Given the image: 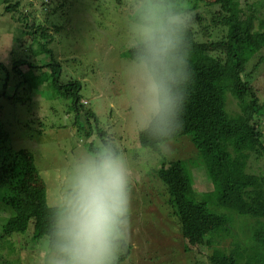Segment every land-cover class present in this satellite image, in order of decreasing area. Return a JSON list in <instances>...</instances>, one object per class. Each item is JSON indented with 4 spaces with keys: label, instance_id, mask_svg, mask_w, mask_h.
<instances>
[{
    "label": "trees",
    "instance_id": "1",
    "mask_svg": "<svg viewBox=\"0 0 264 264\" xmlns=\"http://www.w3.org/2000/svg\"><path fill=\"white\" fill-rule=\"evenodd\" d=\"M259 1L260 5H249L243 0H173L177 7H186L192 14V24L185 39L190 45L193 79L183 113V128L162 138L145 130L139 134L140 144L157 157L160 155L155 173L170 196L168 203L178 217L187 249L196 248L200 254L199 247L203 250L213 248L212 253L205 254L209 264H264V175L254 172L251 166L253 161L264 160V129L261 125L264 104L247 74V64L264 48V13L260 15L264 0ZM2 2L4 12L16 16L22 25L15 41L23 49V56L17 58L11 68L0 62V74L4 77L0 78V96L12 103L23 102L25 98L19 96L17 90L23 88L33 93L35 88L39 92L38 87L47 84L54 95L60 96L69 109L76 112L77 123L85 122V119L80 120L84 112L88 134L93 131V118L103 142L115 150L112 140L106 138L109 133L98 127L97 115L93 110L85 109L81 100L82 83L79 80L62 82V65L52 48L55 34L49 25L37 19L32 9L33 1ZM213 30L220 32L216 38L211 33ZM137 47L127 51L134 61ZM42 54L49 59H37ZM36 69L42 73L37 75ZM230 96L238 106L235 111L229 107ZM186 135L191 137L213 184L202 196L195 188L186 161L168 160L163 154V143ZM90 149L95 152L93 145ZM1 195L6 203L12 204V210L3 224L0 240L9 245L28 235L30 239L44 243L48 251L56 253L54 232L60 207L48 205L47 189L33 153L24 148L14 149L11 134L3 121H0ZM28 197L36 205L32 210L25 207ZM244 217L254 219L255 224H240ZM237 226L246 235L247 242L237 239ZM227 239H231V245L223 247ZM10 251L13 252L12 247ZM130 253L131 245L127 243L117 264H124L122 261Z\"/></svg>",
    "mask_w": 264,
    "mask_h": 264
},
{
    "label": "rangeland",
    "instance_id": "2",
    "mask_svg": "<svg viewBox=\"0 0 264 264\" xmlns=\"http://www.w3.org/2000/svg\"><path fill=\"white\" fill-rule=\"evenodd\" d=\"M32 1L37 19L49 25L50 31L55 34L52 48L56 60L62 65V82L79 80L82 83L81 100L85 109L93 110L98 117V127L109 133L106 138L112 140L116 152L127 161L132 180L128 240L131 253L122 263L209 264L205 254L212 253L213 248L206 251L199 247L200 254L195 251L196 248L187 249L178 217L168 203L170 196L155 173L160 155L157 157L139 142L143 129L137 113L136 61L127 55L130 48L137 46L132 30L135 0ZM243 1L249 5L261 4L259 0ZM202 8L206 10L203 4ZM260 10V15H263L264 7ZM56 28L59 29L58 33L55 32ZM20 29L21 23L16 16L4 12L0 0V62L9 68L17 58L23 56V49L15 41L21 33ZM211 33L216 38L220 32L213 30ZM37 59L48 60L49 56L42 54ZM26 67L23 66L24 69ZM35 73L39 75L42 72L36 69ZM247 74L264 104V48L247 64ZM0 78H4L2 74ZM35 90L33 93L23 88L19 92L17 90V94L25 98L23 102L12 103L1 95L3 111L0 110V121L5 122L15 150L24 148L33 153L47 189L48 205L60 207L77 160L82 155L94 152L90 149L91 145L97 151L105 143L93 118V131L88 134L89 126L84 112L80 120L85 119V122L77 123L76 112L69 109L60 96L54 95L47 84L39 86V92ZM229 107L234 111L238 109L231 96ZM261 125L264 129V114ZM162 150L168 160L186 161L201 196L212 189L213 184L190 136L169 140L162 144ZM251 166L254 172L264 175V160L253 161ZM7 193L13 195L12 191ZM2 195L0 236L3 224L9 218L8 212L12 210V204L6 203ZM6 199L8 201V196ZM33 202L28 197L25 207L34 209L36 205ZM244 219L240 220V224L246 222L253 225L256 222L254 219ZM235 233L239 235L237 239L240 242H247L246 235L239 231L238 226ZM229 245L231 239L222 244L223 247ZM11 247L13 252L10 251ZM123 252L124 249L119 257ZM55 257L56 253L48 251L44 243L30 239L28 235L13 240L9 245L0 240V264H10L12 261L15 264H52Z\"/></svg>",
    "mask_w": 264,
    "mask_h": 264
},
{
    "label": "clouds",
    "instance_id": "3",
    "mask_svg": "<svg viewBox=\"0 0 264 264\" xmlns=\"http://www.w3.org/2000/svg\"><path fill=\"white\" fill-rule=\"evenodd\" d=\"M135 83L140 127L162 138L183 128L193 79L185 35L192 14L173 0H135ZM132 180L110 144L82 155L55 221L52 264H117L130 233Z\"/></svg>",
    "mask_w": 264,
    "mask_h": 264
}]
</instances>
